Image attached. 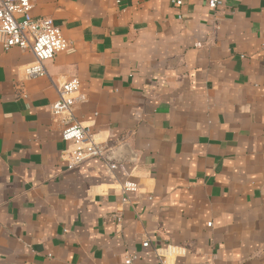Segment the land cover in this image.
Listing matches in <instances>:
<instances>
[{"label": "crops", "instance_id": "1", "mask_svg": "<svg viewBox=\"0 0 264 264\" xmlns=\"http://www.w3.org/2000/svg\"><path fill=\"white\" fill-rule=\"evenodd\" d=\"M183 1L37 0L70 41L45 76L0 43V264H123L128 248L159 264L155 246L169 264H264V0ZM74 77L115 176L62 158L50 105Z\"/></svg>", "mask_w": 264, "mask_h": 264}, {"label": "built area", "instance_id": "2", "mask_svg": "<svg viewBox=\"0 0 264 264\" xmlns=\"http://www.w3.org/2000/svg\"><path fill=\"white\" fill-rule=\"evenodd\" d=\"M175 6H182L183 0H170ZM37 0H0V43L5 50L18 47L33 52L35 61L20 68L26 77L48 75L45 63L54 59L60 52L70 46L61 27L54 18L35 16L33 9ZM209 8L216 10L224 4L223 0H207ZM180 17H182L180 15ZM87 94L81 91L79 78H69L58 85V98L50 105L54 120L59 127L62 139L68 146L62 152V158L69 168H75L91 158L104 161L110 176H115L118 161L114 157L113 147L108 142L96 138L93 126L84 123L76 116V107L85 101ZM122 205L137 208L140 199L137 196L139 184L134 180L117 182ZM137 196V197H136ZM121 224L123 217H116ZM208 225H212L210 222ZM149 239L142 242L143 247H149ZM159 258V264H169L161 248L154 247ZM138 254L128 248L123 254V264H137Z\"/></svg>", "mask_w": 264, "mask_h": 264}]
</instances>
